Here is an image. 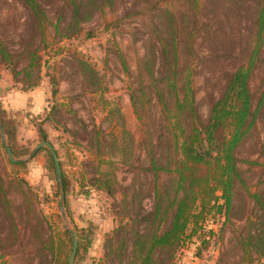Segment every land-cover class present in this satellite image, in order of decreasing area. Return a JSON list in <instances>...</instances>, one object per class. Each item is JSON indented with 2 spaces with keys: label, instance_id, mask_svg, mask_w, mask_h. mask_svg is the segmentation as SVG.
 <instances>
[{
  "label": "trees",
  "instance_id": "obj_1",
  "mask_svg": "<svg viewBox=\"0 0 264 264\" xmlns=\"http://www.w3.org/2000/svg\"><path fill=\"white\" fill-rule=\"evenodd\" d=\"M18 1L29 18L31 42L39 34L43 43L48 26L59 32L64 9L69 10L66 32L73 34L119 0H60L55 25L38 0ZM129 1L125 19L153 16L145 27L149 54L139 64L137 87H128L141 129L138 146L143 158L138 160L136 190L133 183L127 189L118 185L114 177L118 164L112 161L120 150V164L132 169L131 138L126 145L114 140L105 149L111 161L97 158L108 167L100 173L97 168L96 186L111 198L118 191L121 197L114 205L118 221L96 264H177L192 240L198 243L195 258L213 245L219 262L227 230L237 264L263 262L264 192L250 190L239 171L238 154L257 145L264 113V0ZM37 52H27L33 68H40ZM0 56L9 58L2 48ZM198 69L213 79L208 87L215 89L207 97L205 121L196 102ZM257 74L259 84L253 91ZM204 83L208 85L207 80ZM2 130L9 135L3 123ZM63 185L65 191L64 178ZM5 196L0 188V218L5 223L0 224V264L16 253L23 264L36 257L38 264H67L72 246L67 232L62 239L49 234L43 240L44 222L36 219L34 210L27 207L16 220ZM144 199L151 204L147 212ZM88 246L78 241L74 264ZM5 250L10 255L3 254Z\"/></svg>",
  "mask_w": 264,
  "mask_h": 264
},
{
  "label": "rangeland",
  "instance_id": "obj_2",
  "mask_svg": "<svg viewBox=\"0 0 264 264\" xmlns=\"http://www.w3.org/2000/svg\"><path fill=\"white\" fill-rule=\"evenodd\" d=\"M38 2L47 20L55 25L59 15L56 10L62 7V2ZM130 5L129 0H119L111 10L94 16L81 25L80 32L73 34L66 32L69 10L64 9L66 17L59 32L48 26L41 43L39 34L31 42L29 18L19 1L0 0V48L9 56L8 60L0 56V125L2 128L3 123L7 128L9 135L4 134L5 140L16 160L25 159L42 141L53 147L65 180V219L61 217L59 189L45 149L20 166L13 165L0 138V188L16 220L23 216V210L31 207L36 219L44 222L43 240L49 234L62 239L64 232L71 240V230L83 247L89 245L86 252H79L77 264L97 263L104 254V240L118 221L114 205L120 202V192L111 198L95 184V178L99 177L97 168L100 173L108 167L97 158L111 161L105 149L114 140L126 145L131 138L133 153L128 162L130 170L120 164L123 155L119 154L120 150L116 151L112 160L118 164L114 173L116 182L123 189L132 183L134 190L139 186L137 166L143 157L138 144L142 136L128 87H137L139 64L149 54L145 27L153 16L125 19V8ZM34 49L38 51L40 68L29 66L27 52ZM201 70H197L195 80L196 102L200 118L205 121L207 97L215 89L208 87L213 79ZM258 84L259 74L252 84L253 91ZM257 132V145L244 147L239 152L238 168L252 192L261 189L264 192V113ZM110 133L116 138L108 137ZM142 205L147 212L150 200L144 199ZM0 224L5 226L1 218ZM212 227L215 230L217 225ZM231 236L227 230L219 262L218 250L213 245L201 258H195L198 243L192 240L180 252L177 264H237V258L230 252ZM68 247L70 252L71 245ZM2 253L10 255L9 250ZM5 257L6 264H23L17 253ZM50 257L49 253L48 260ZM38 263L36 257L24 264ZM255 264H264V261Z\"/></svg>",
  "mask_w": 264,
  "mask_h": 264
},
{
  "label": "water",
  "instance_id": "obj_3",
  "mask_svg": "<svg viewBox=\"0 0 264 264\" xmlns=\"http://www.w3.org/2000/svg\"><path fill=\"white\" fill-rule=\"evenodd\" d=\"M0 138H1V142L3 145V148L6 152L7 155V159L10 163L12 164H20L26 160L31 159L34 155H36L40 150L45 149L48 154L49 157L51 159L52 165H53V169H54V174H55V178H56V183L59 189V209H60V213H61V217L64 220L65 219V215H64V199H65V193H64V185H63V178H62V172H61V168H60V164L56 155L55 150L53 149V147L45 141H42L40 143H38L33 149L32 151L27 155V157L25 159L22 160H16L13 157V153L11 148L7 145L6 140H5V135L4 132L1 128L0 125ZM69 234L71 237V242H72V246H71V251L69 254V258H68V263L67 264H74V260L77 254V250H78V240H77V236L75 234L74 231L69 230Z\"/></svg>",
  "mask_w": 264,
  "mask_h": 264
}]
</instances>
